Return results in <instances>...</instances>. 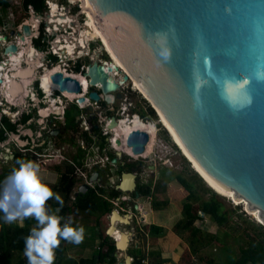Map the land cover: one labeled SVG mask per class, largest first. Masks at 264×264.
<instances>
[{
	"label": "water",
	"instance_id": "1",
	"mask_svg": "<svg viewBox=\"0 0 264 264\" xmlns=\"http://www.w3.org/2000/svg\"><path fill=\"white\" fill-rule=\"evenodd\" d=\"M86 1L96 27L125 72L123 80L134 82L153 103L162 123L199 170L264 225V0ZM158 32H167L173 48L171 59L159 66L153 42ZM22 35H29L27 27ZM16 51L11 46L4 54ZM115 69L118 67L104 68L95 61L83 74L87 86L98 87L108 106L122 100V82L117 85L112 81ZM8 76L7 91L15 100L22 97L19 80L31 79L33 71L16 70ZM4 82L0 80V84ZM51 82L60 93L81 94L78 81L60 73L54 74ZM88 99L100 101L94 92ZM77 102L81 105L84 99ZM116 125L111 119L108 130ZM148 141L146 133L132 132L124 147L133 156H142ZM114 143L117 148L123 146L118 139ZM123 155L115 152L117 159ZM124 178L130 179L128 189L122 188ZM86 190L82 187L79 193ZM116 190L137 198L135 176L123 173ZM116 216V212L111 214L106 231L112 239L116 223L129 225L130 217L117 220ZM121 236L125 242L122 248L113 239L115 259L129 244L128 236ZM128 259L125 255L124 264Z\"/></svg>",
	"mask_w": 264,
	"mask_h": 264
},
{
	"label": "rangeland",
	"instance_id": "2",
	"mask_svg": "<svg viewBox=\"0 0 264 264\" xmlns=\"http://www.w3.org/2000/svg\"><path fill=\"white\" fill-rule=\"evenodd\" d=\"M11 9L12 14L19 19L18 23L26 18V14L20 11L18 5L12 6ZM43 12L40 14H43ZM7 14L8 12L5 10L2 15L7 17ZM10 26L13 27L12 24ZM99 46L98 40H95L91 44V50L99 53L97 57L99 61H107L106 55L99 51ZM41 49L42 52L46 51V48L42 47ZM52 66L62 67L54 64L53 61L52 65H45L44 70L48 71L45 75H48V77L51 76L49 70L53 68ZM40 72H37L38 76L41 74ZM68 74L70 75L69 72ZM131 83L129 81L123 91L124 99L131 106L132 115L139 116L142 130L148 129L147 133L151 136L155 130L151 131L146 128V124L156 126V141L150 148L149 155L143 159L133 160L125 155L117 159L110 147L115 152H120L122 148L106 144L104 136L100 132L97 133L99 138L92 140L95 145L91 147L92 151L90 153L93 152L96 156L95 161H100L98 155L101 153L100 150L105 147V151L99 157L103 160L101 165L104 164L108 168L103 180H101L103 182L99 184L101 186L100 191L92 195L100 207L88 216H71L66 213V206L64 205L69 208L73 207L72 196L70 199H65L61 190L58 189V192L53 189L63 200L62 206L64 208L58 214L64 219H73L78 225H83L86 229L85 239L81 244L75 245L62 241V260L58 263L55 260V264H72V262H78L81 259H91L96 255L100 242L107 237L108 218L113 212H119L120 215L132 219L133 223L129 226L117 223L115 225L117 231L128 236L129 244L127 251L125 253L121 252L119 258L115 259L111 255L109 259L103 260V264H124L125 255L131 259V264H225L229 259H238L239 251L245 248L251 240L264 243V226L257 224L253 217L240 206L233 205L232 202L222 198L210 187L195 169V166L191 165L192 163L175 140L172 141L173 138L171 139L166 127L152 105L149 104V101L136 89L133 90L131 88L133 85L130 86ZM82 84L87 85L86 80ZM70 96V94H67L68 98H71ZM68 101L72 102V99ZM120 107L123 106L117 103L116 110ZM72 111L79 113L75 108ZM122 124L126 126L125 122ZM121 129L125 131V128ZM13 139L10 134L4 136L3 145H5V148H0V159L4 156H12ZM111 139L109 136V140ZM114 158L123 166L118 168L117 164V167H114L115 169L111 167V161ZM90 160H92L91 157ZM15 166L16 164L10 161L9 163L0 164V173L2 172L0 181ZM119 172L135 173L139 186L148 191V196L135 198L133 194L123 195L117 191L116 186L120 182ZM47 177L50 181H55L53 174ZM177 178L183 179L188 184L192 192L191 197L177 184ZM56 186L58 187L59 184L57 183ZM95 189L97 188L95 187ZM53 203L58 204L54 199L50 201V204ZM186 203H189L197 211L199 220L195 221L188 229L182 230L185 223L183 205ZM205 204H210L215 208L214 212L211 208L208 210L209 213L215 215L214 217L203 213L202 207ZM134 207H137V210H134ZM30 220L29 230L36 224L34 219ZM8 225L23 228L24 222ZM107 238L114 242V238ZM105 251L106 248L102 250V253ZM131 254L132 256H130ZM23 258H25L23 254L10 252L4 264H17Z\"/></svg>",
	"mask_w": 264,
	"mask_h": 264
},
{
	"label": "flooded vegetation",
	"instance_id": "3",
	"mask_svg": "<svg viewBox=\"0 0 264 264\" xmlns=\"http://www.w3.org/2000/svg\"><path fill=\"white\" fill-rule=\"evenodd\" d=\"M16 68L15 70H17ZM12 70L15 71L14 68ZM34 75L27 81V83L31 81L28 90L32 92L33 97H29V95L25 97V93L22 92V97H18L13 101L9 99L7 97L9 84L7 75V80L0 87V136L3 134L4 137L10 134L14 135L16 139H13V159L5 161L2 157L0 164L9 163V161L16 164L18 159L33 160L41 165V171L45 174L44 177L47 181H50L48 175L53 174L55 176L54 184L51 183V187L57 191L58 189L61 190L62 195L65 194L64 189H66L67 184H74L71 194L72 203L88 200L96 203L97 201L94 200L92 195L100 191L101 186L99 184L103 182L101 180H103L108 168L104 164L101 165L103 160L99 157L105 151V147L99 149L101 151L98 155L100 161H95L96 156L93 152L90 153L92 151L91 147L95 145L92 140L98 137L97 133H103L102 122L105 118L116 113L117 102L112 106L106 105L100 98V92L90 88L86 98L88 99V95L94 92L99 96V102L90 101L87 103L86 98H83L84 103L80 105L73 99L72 102H69L60 93H54L48 101V98L43 97L42 93L36 92ZM19 82L22 83L21 80ZM5 98L7 99L5 100ZM79 99L77 98V100ZM7 100H9V103ZM51 101H55L53 106L50 103ZM52 107L56 109H52ZM73 108L79 113H74ZM3 112H6V115L3 116ZM84 141L86 142L84 143ZM104 142L110 146H115L112 139L109 140L108 137H104ZM19 144H23V146ZM0 148H5L3 141H0ZM90 157L92 160H90ZM113 160H116V158ZM106 161L108 162L107 157ZM117 164L118 168L123 166L116 160L111 167H117ZM123 173H131L135 176L137 189L139 184L136 174L133 172H119V181ZM94 174H97L96 180L91 182V177ZM57 183L59 184L58 187L56 186ZM82 187L87 188L84 194L79 193V189ZM133 197H135L134 194ZM53 204L59 206L52 208L53 210L56 208L61 210L64 206L67 208V205ZM120 210L124 211L123 209ZM116 214L121 217L125 216L120 215L119 212H116ZM132 223V219H129V225ZM109 225L110 218H108V227Z\"/></svg>",
	"mask_w": 264,
	"mask_h": 264
},
{
	"label": "built area",
	"instance_id": "4",
	"mask_svg": "<svg viewBox=\"0 0 264 264\" xmlns=\"http://www.w3.org/2000/svg\"><path fill=\"white\" fill-rule=\"evenodd\" d=\"M9 4L6 7V11L8 12L7 17H4L2 14L4 13L0 8V66L6 68V66H11V56L12 59L14 58L15 54L13 55H5L4 50L7 47L14 46L17 48L16 56L18 55L19 65L17 66V70L19 68L27 69V68H34L38 66H42L41 72L44 70L45 65H52V61L54 64H57L62 70V75L64 76H73L78 75L82 76L87 71V67L91 65L93 62H97L98 64L102 65V62L96 58L95 51L91 50V44L98 40L97 37L91 36L89 34L84 33V25L86 24L88 17L86 13L82 12L80 9L77 10L79 5L77 3H72L70 0H42L43 1V14H40L34 10L31 5L23 7V0H8ZM14 5H18L20 11L26 14V18H23L22 21H19L18 18L12 14L11 7ZM55 10V14L63 16V19L55 20L52 18H48L51 15V11ZM21 15V14H20ZM48 18V19H47ZM57 18V17H56ZM6 19V21H4ZM32 19V20H31ZM8 20V21H7ZM12 24L13 27L10 25ZM23 27H27L29 29V35L25 37V43H22L21 46L19 45V38L22 35ZM24 37V36H23ZM82 38L84 42L82 43ZM99 42V41H98ZM28 43L30 47L33 49L36 56H39L38 60H36V65H33L34 60L27 58L25 55H21V51L27 47ZM46 48L45 52H42L41 48ZM61 48H65L66 55L61 54ZM103 53V52H102ZM104 54V53H103ZM29 59L31 66L25 65L24 60ZM39 65H38V64ZM53 67V66H52ZM8 71V70H7ZM16 71V70H15ZM13 72V70L9 71ZM7 72V75L9 74ZM39 72V71H38ZM70 73V75L68 74ZM36 71H34V74ZM34 81L36 83V92L42 93L43 97L47 98V94L41 88V81L38 74L34 75ZM37 77V79H36ZM69 78V77H68ZM72 79V78H71ZM0 80H6L5 75L0 73ZM75 80V79H74ZM77 81V80H76ZM31 81L26 85L23 86V92L29 97H33L31 94L32 92L28 90ZM1 86V85H0ZM92 89H96L98 91V87H94ZM125 87H120L119 93L122 96V100L120 102V107L114 115H111L105 118L102 122L103 133L104 137H108L111 134V131L108 130V126L111 123V119H114L116 123L121 122L120 120L129 121L131 122L135 117L138 119L139 116L132 115L131 113V106L130 104L126 103L124 99L123 91ZM89 91V87L87 86L86 90L83 92V88L81 87V94L77 96V98H86V95ZM54 93H60L59 91H53ZM62 96L63 94L60 93ZM64 97V96H63ZM51 98V97H50ZM77 98L74 99L75 102ZM101 100L102 96H100ZM7 98H5L6 100ZM49 101V98L47 99ZM87 103L90 102L87 98L85 99ZM53 106L55 101L50 102ZM127 104V105H126ZM52 109H56L52 107ZM82 109V107H81ZM6 115V112H3V116ZM131 116V117H130ZM1 118V116H0ZM131 118V119H130ZM106 127V128H104ZM110 142V141H109ZM146 148V146H145ZM110 149L113 150L111 147ZM128 157V156H126ZM129 158V157H128Z\"/></svg>",
	"mask_w": 264,
	"mask_h": 264
},
{
	"label": "clouds",
	"instance_id": "5",
	"mask_svg": "<svg viewBox=\"0 0 264 264\" xmlns=\"http://www.w3.org/2000/svg\"><path fill=\"white\" fill-rule=\"evenodd\" d=\"M156 49L155 63L159 66L169 61L173 48L167 32H158L153 36ZM54 181H47L41 171V165L33 160L18 159L16 166L0 181V219L5 224L20 223L34 219L36 224L24 237L23 255L27 264H55L56 250L61 241L75 245L85 239L86 229L73 219H64L53 210L50 200L61 206V196L51 187Z\"/></svg>",
	"mask_w": 264,
	"mask_h": 264
},
{
	"label": "trees",
	"instance_id": "6",
	"mask_svg": "<svg viewBox=\"0 0 264 264\" xmlns=\"http://www.w3.org/2000/svg\"><path fill=\"white\" fill-rule=\"evenodd\" d=\"M8 0H0V8L3 12H5L6 7L8 6ZM23 7L31 5L34 10L38 13H42L44 5L42 0H23ZM44 90L46 92H50L51 86L43 81ZM1 134L0 141L4 140V137ZM66 180V179H65ZM177 184L188 193V196H192V192L190 191V187L188 184L181 178L176 179ZM74 188V184H67L66 189H64L65 199H70L72 190ZM137 194L140 197H147L148 191H145L144 188L140 186L136 189ZM51 208L59 207L56 204H50ZM72 208L67 207L65 209L66 213L71 216H79L86 215L88 216L91 212L99 209L100 205L94 201H80L78 203H72ZM212 209L214 212L215 208L210 204H205L202 207V211L204 214H210L213 217L215 216L212 213H209L208 210ZM2 216V214H0ZM183 216L185 217V223L182 226V230H186L193 225L195 221L199 220L197 211L193 209V207L186 203L183 205ZM31 225V220H24V227H11L8 224L3 222V219H0V264H4L8 254L10 252H16L19 254H23L24 251V237L28 235L30 232L29 227ZM106 248V251L102 253V250ZM115 252L114 242L105 238L104 241H101L97 254L94 255L91 259H81L78 262H72V264H103V260L106 258H110L111 255ZM62 241L60 247L56 250V263L62 260ZM132 256V254L130 255ZM17 264H27V258L20 259ZM225 264H264V243L258 242L256 240H251L245 248L239 251V257L236 260L229 259Z\"/></svg>",
	"mask_w": 264,
	"mask_h": 264
},
{
	"label": "bare ground",
	"instance_id": "7",
	"mask_svg": "<svg viewBox=\"0 0 264 264\" xmlns=\"http://www.w3.org/2000/svg\"><path fill=\"white\" fill-rule=\"evenodd\" d=\"M72 3H77L78 5H79V7L77 8V10L78 9H80L82 12H84V13H86V15H87V17H88V20H87V22H86V24L84 25V32H83V34H82V36L84 35V33H86V34H89V35H91V36H95V37H97V39H98V41H99V44H100V46L102 47V52L106 55V57H107V61H104V62H102V65H103V67L104 68H106V67H108V66H115V67H118V69H115V71H113L112 72V81L115 83V84H119L120 82H122V85H121V87L123 88V87H127V83L130 81V80H127V81H124L123 80V78L125 77V72L122 70V68L120 67V65L118 64V62H116V60H115V58H114V56L112 55V53H111V51L109 50V48H108V46H107V43H106V41H105V39L101 36V34H100V32H99V30H98V28L96 27V25H95V23H94V21H93V19H92V15H91V12H90V8H89V6H88V3H87V1L86 0H70ZM51 15L50 16H48V18H52V19H55V20H58V18L59 19H63V16H60V15H57V14H55V10H52L51 12ZM57 17V18H56ZM47 18V19H48ZM32 20V19H31ZM25 41H26V39H25V37H23V36H21L20 38H19V45L21 46V44L22 43H25ZM84 42V40H83V38H82V43ZM17 49V48H16ZM61 50V54H63V55H66V51H64L65 50V48H61L60 49ZM97 52H95V54H96ZM68 54V53H67ZM21 55H25L27 58H29V59H31V60H34L35 59V62H33V65H36V60H38V58H39V56H36L35 55V53H34V51H33V49L30 47V44L28 43V45H27V47L26 48H24L22 51H21ZM96 56V58L98 57L97 55H95ZM12 57L13 56H11V61H9V63H11V62H13V63H11V66H6V68H3L2 66H0V73H2V76H3V74L5 75V77H6V75H7V72H9V71H11L13 68H14V70H15V67H17L20 63H19V61H18V55L16 56V53H15V56H14V58L12 59ZM29 59H25L24 60V62H25V64H27V65H29L30 64V66H31V63H30V61H28ZM38 64V63H37ZM40 64V63H39ZM38 64V65H39ZM13 67V68H12ZM21 68V67H20ZM41 69H42V66H38L37 68L36 67H34V68H32V71L34 72V71H36V73L35 74H37V72L38 71H41ZM8 70V71H7ZM24 69L23 68H21L20 70H18V71H23ZM41 74H39V75H41V77H40V81H41V88L44 90V86H43V81H45L46 83H48L50 86H51V90H50V92L48 93V92H46L45 90H44V92L47 94V98H50L51 96H52V92L53 91H59V89H58V86H56V85H53L52 84V82H51V77L54 75V74H58V73H60V74H63L62 73V70L59 68V67H53L52 69H50L49 70V73H51V76L50 77H48V75H45V74H47V72H46V70H44L43 72H40ZM34 75V74H33ZM64 77H69V78H72V79H75V80H77L78 81V83L81 85V87L83 88V92L86 90V88H87V85H83L82 83L84 82V80H86L84 77H82V76H78V75H73V76H64ZM9 78V76L7 75V79ZM6 79V80H7ZM22 81V83L24 84L23 86H26L28 83H27V81H28V79L27 80H21ZM10 82V81H9ZM86 82H87V80H86ZM132 82V81H131ZM22 83H20V84H22ZM87 84H88V82H87ZM0 85H2V84H0ZM133 85V86H132ZM22 86V87H23ZM130 86H132L131 88H133V90L134 89H136V91L137 92H140L142 95H143V93L139 90V88L136 86V84L134 83V82H132L131 83V85ZM1 87V86H0ZM135 87V88H134ZM55 88H56V90H55ZM5 93V92H4ZM0 94H1V89H0ZM26 94H29V93H27V90H26ZM26 94H24V96L26 95ZM63 94V96H64V99H67V100H71V99H76L77 98V96L78 95H74V94H70L71 96V98H68L67 97V94L68 93H66V92H63L62 93ZM5 95V94H4ZM20 94L18 93V96H19ZM144 96V95H143ZM4 97V96H3ZM7 97L9 98V99H11L12 101H13V98L12 97H14L13 95L12 96H10V92H8L7 91ZM145 97V96H144ZM20 98V97H19ZM145 99L146 100H148L149 101V104H151L152 105V107H153V109L154 110H156L155 112L157 113V115H158V112H157V109H156V107L153 105V103L149 100V99H147L146 97H145ZM8 101V103H9V100H7ZM159 116V115H158ZM160 118V117H159ZM121 122H119V123H116L117 125H116V127L113 129V130H110L111 131V134L110 135H108V136H110L111 138H112V142L114 143L115 142V140L116 139H118V140H120L122 143H123V146L121 147L122 148V150L120 151V152H122L123 154H125L126 156H128L130 159H133V160H136V159H143V158H145L146 156H148L149 155V152H150V148L152 147V145L155 143V141H156V135H157V128H156V126L155 125H152V124H146V128H149L151 131H154V133H152L151 134V136L147 133L148 132V129L147 130H142V126H141V122H140V120L137 118V117H135L131 122H129V121H124V120H120ZM123 122H125V124H126V126L125 125H123L122 123ZM145 124V123H144ZM165 126V125H164ZM106 128V127H105ZM121 128H125V131L124 130H122ZM140 128H141V130H140ZM167 129V128H166ZM140 130V131H139ZM167 131H168V129H167ZM132 133V132H144V133H146L147 135H148V137H149V141H148V143H147V145H146V148H147V146H148V148H147V155H146V148H145V152H144V154L142 155V156H133L132 154H131V152H130V150H128L126 147H124V144H125V140H126V138H127V136L129 135V133ZM168 133H169V135H170V137H171V139L173 138V136L170 134V132L168 131ZM122 136H125L124 138L122 137ZM173 140H175L174 138L172 139V141ZM175 142H176V140H175ZM177 143V142H176ZM173 144H174V142H173ZM178 144V143H177ZM175 145V144H174ZM176 146V145H175ZM178 146H179V144H178ZM177 147V146H176ZM180 147V146H179ZM181 148V147H180ZM178 149V148H177ZM179 150V149H178ZM181 150H182V148H181ZM183 151V150H182ZM129 154H128V153ZM184 152V151H183ZM185 153V152H184ZM185 155L188 157V159L190 160V162L192 163L191 165L192 166H195V169L201 174V176L206 180V182L210 185V187L211 188H213L216 192H217V194H219L222 198H224V199H226V200H229L230 202H232L233 203V205H236V206H238L234 201H232L228 196H226L223 192H221L218 188H217V186H215V184H213L200 170H199V168H198V166L193 162V160L185 153ZM186 159V158H185ZM129 184H130V179L129 178H124V183H123V186H122V188L123 189H128L129 188ZM248 214V213H247ZM119 217H121V216H119V215H117L116 216V219L118 220V218ZM254 219V218H253ZM255 220V219H254ZM255 222L257 223V224H260L261 226H264L263 224H261L260 222H258L257 220H255ZM116 225V224H115ZM114 225V231H113V233L111 234V236L114 238V240L116 241V242H118V244H119V247L120 248H122V246H124V244H125V242H124V240H121L122 238V236H121V233L119 232V231H117V229H116V226ZM116 232V233H115ZM120 254H122V253H119L118 254V258H119V255ZM131 262V259L129 258L128 260H127V263L128 264H131L130 263ZM123 264V263H122Z\"/></svg>",
	"mask_w": 264,
	"mask_h": 264
},
{
	"label": "crops",
	"instance_id": "8",
	"mask_svg": "<svg viewBox=\"0 0 264 264\" xmlns=\"http://www.w3.org/2000/svg\"><path fill=\"white\" fill-rule=\"evenodd\" d=\"M48 72V71H47Z\"/></svg>",
	"mask_w": 264,
	"mask_h": 264
}]
</instances>
